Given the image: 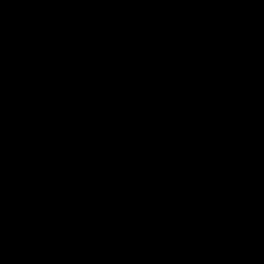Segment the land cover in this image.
Instances as JSON below:
<instances>
[{
    "label": "water",
    "instance_id": "95a60500",
    "mask_svg": "<svg viewBox=\"0 0 264 264\" xmlns=\"http://www.w3.org/2000/svg\"><path fill=\"white\" fill-rule=\"evenodd\" d=\"M0 264H264V0H0Z\"/></svg>",
    "mask_w": 264,
    "mask_h": 264
}]
</instances>
